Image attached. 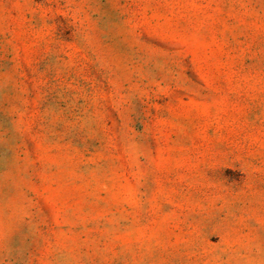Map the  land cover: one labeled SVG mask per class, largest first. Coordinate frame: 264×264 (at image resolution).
Segmentation results:
<instances>
[{"label": "rangeland", "instance_id": "rangeland-1", "mask_svg": "<svg viewBox=\"0 0 264 264\" xmlns=\"http://www.w3.org/2000/svg\"><path fill=\"white\" fill-rule=\"evenodd\" d=\"M0 264H264V0H0Z\"/></svg>", "mask_w": 264, "mask_h": 264}]
</instances>
